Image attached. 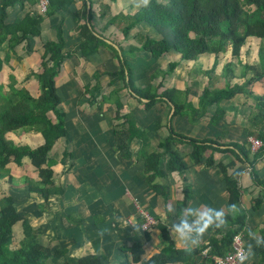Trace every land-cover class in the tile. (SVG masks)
Returning a JSON list of instances; mask_svg holds the SVG:
<instances>
[{
  "label": "crops",
  "instance_id": "0c3cea01",
  "mask_svg": "<svg viewBox=\"0 0 264 264\" xmlns=\"http://www.w3.org/2000/svg\"><path fill=\"white\" fill-rule=\"evenodd\" d=\"M146 1L91 0V21L87 24L93 27L95 35L99 36L104 44L98 52L86 58L79 54L78 43L81 36L73 24V16L79 12L82 4L80 0H73L66 10H57L51 16L45 17L38 26L39 36L29 39L28 50L25 41L10 49L9 37L2 44L0 59L3 61V68L0 72V85L8 84L9 76H13L17 88L23 87L35 97L40 95V88L32 74L41 73L43 45L56 41L57 26L61 28L63 39L61 52L69 54L62 61L59 75L54 80L64 115L66 137L59 139L49 152V156L57 161L53 170L64 188V193L52 196L48 211L40 214L36 207L41 201L38 197H30L23 185L9 188L8 191L14 195L17 203L23 202L18 206L27 211L22 210L23 214L26 213L24 216L28 218L31 228L40 233V242L52 249L67 251L65 255L53 258L47 264H63L66 261L74 264L77 258L94 253L107 256L103 264H118L123 258V254L118 250L120 246L141 243L144 250L142 259L158 253L162 248L157 228L153 227L148 232L142 230L143 222L137 214V206H140L138 201L156 219L157 225L170 230L177 248L207 245L210 229L217 227L226 231L224 218L230 213V209L224 177L233 175L237 178L241 190V207L246 213L245 227L236 235H240L245 241L247 264H264V261H259L256 252L260 233L264 231V189L253 182L248 164L229 152L211 150L205 151L201 163L194 164L190 159L192 148L189 145L174 146L173 149L182 157L187 170L185 179L175 172L166 174L171 196L165 203L161 196L156 195L147 186L144 164L136 160L141 141H132L129 158L120 157L116 152L114 125L118 123L115 121L118 100L124 104L122 114L132 113L137 127L148 133L150 144L155 149L159 141L167 136L170 120V112L167 115L163 102H156L150 110H144L143 104L130 95L123 81L112 75L120 70L119 56L128 62L133 82L137 87H145L156 71L166 72L169 64L176 62L174 71L163 80V88L177 91L175 98L193 107L199 106L204 87L215 89L222 88L227 83H243L253 74V71L248 69H245L243 74V66L258 65L257 59L252 62L254 57L251 56L256 58V46H252L251 41L242 49L239 62L232 60L230 51H226L219 55L214 68L215 58L210 54L199 56L197 61L187 62L181 61L180 55L174 51L168 52L160 59H154L144 52L130 57L128 48L139 45L138 37L157 36L145 24L135 25L127 36L124 34L127 26L124 15L136 12ZM25 15L31 18L43 16L39 13L37 0H24L22 5L15 3L7 7L5 23L12 24L23 19ZM115 18L116 22L112 24L111 21ZM86 20L88 21L87 12ZM5 57L7 62L4 61ZM230 61L233 66L227 71L230 68L226 70L225 65ZM237 66L239 69H236ZM98 75L99 79L95 80ZM160 79L154 78L153 85ZM94 83H99L98 90L91 88ZM86 87L88 90L83 91ZM247 87L252 95L236 93L231 98L220 100L219 106L225 115L217 125H212L209 121L216 110V105L212 104L206 108L205 114L197 124L191 125L188 122L190 115L180 114L174 116L172 127L193 139H214L219 143H248L250 137L257 138L259 133H262L263 140L259 138L264 146V125H249V117L255 104L253 95L264 93V80H250ZM115 89L118 92L112 93ZM262 115L264 116V112ZM7 139L31 148L43 143L39 133L23 129L9 132ZM65 148L72 155V167L68 171L65 170L66 165L59 162ZM210 156L213 164L206 166L205 161ZM24 162V166H30L27 161ZM11 165L13 164L9 166ZM253 169L264 182V156L253 165ZM12 176L15 178L14 174ZM186 187L190 188L191 198L181 215H178L177 204L182 201ZM256 199H261V203L254 211L253 204ZM67 216H70V222L66 221ZM77 219H80L81 223L75 226L73 223ZM197 230H201L200 234ZM17 232L19 238V228ZM146 235L149 236L148 241L145 240ZM216 238L220 239L219 236ZM209 250V247L205 248L195 259V263L204 261Z\"/></svg>",
  "mask_w": 264,
  "mask_h": 264
},
{
  "label": "trees",
  "instance_id": "16d2710c",
  "mask_svg": "<svg viewBox=\"0 0 264 264\" xmlns=\"http://www.w3.org/2000/svg\"><path fill=\"white\" fill-rule=\"evenodd\" d=\"M24 0H0V47L8 39L9 48L26 42L29 48V39L39 36L38 26L45 17H49L57 10H66L73 0H49L47 11L43 16L25 15L23 19L16 20L12 24L5 23L7 7L18 3L22 5ZM82 1L79 12L73 16L74 29L79 32L81 41L78 43V51L82 58L98 52L104 41L95 35L93 27L87 23L91 21V11L86 20V2ZM91 1V0H90ZM127 26L124 34L138 24L150 27L156 37H138V46H130L128 55L133 57L138 52L149 54L154 59H160L170 51L180 55L181 61H197L203 54L214 55L213 68L216 66L220 54L230 51L232 60L239 62L242 49L248 42H257L256 59L258 65H244L245 69L252 70L250 79L243 83H227L222 88L210 89L204 87L199 106L179 102L175 98L177 91L163 88V80L170 75L177 66L176 62L170 63L166 72L156 71L145 87H137L132 79L131 68L124 57L119 56L120 70L112 75L124 83L132 97L143 104L148 111L156 102H163L170 112L169 102L174 105L167 136L160 140L156 149L150 144L148 133L140 130L132 113L122 114L124 104L118 100L117 114L114 125L115 149L120 157L129 158L131 143L134 139L141 141V147L136 160L144 164L145 181L148 187L165 203L170 200L171 190L166 183L167 173H177L185 179L187 170L182 157L173 147L187 144L192 148L190 159L194 164L202 161L205 151L229 152L234 154L241 162L249 165L253 182L264 189V182L257 176L253 165L264 156V146L256 151H251L250 144L243 143H219L214 139H193L174 131L171 121L176 115H190L192 122H199L209 105L215 104L216 110L210 118L212 125H217L224 119V111L219 106L222 99L233 97L236 93H250L248 81L264 80V0H147L138 10L132 14L124 15ZM81 21V23H79ZM116 22V18L111 21ZM109 22V24H111ZM251 44V43H250ZM63 39L60 26L56 27V41L46 42L43 45L44 53L40 64L41 73L32 75L37 80L40 95L31 96L25 88H17L13 76H9V83L0 85V264H47L49 260L66 254V250L52 249L40 242V233L31 228L28 218L18 212L16 199L9 193V188L20 186L12 176L9 165L24 166L27 161L36 172V178L25 176L21 185L30 194V197H38L40 214L46 213L49 200L52 196H60L64 193L63 186L59 183L53 166L57 161L49 156V152L55 143L66 137L63 126L64 115L61 112L60 98L55 88V77L58 76L62 61L69 56L62 53ZM26 50V51H27ZM7 62V57L4 58ZM233 63L230 61L225 69L230 71ZM3 61L0 59V72ZM95 76V80L99 79ZM160 77V81L153 85V79ZM29 78V77H28ZM98 84L91 88L98 90ZM84 90H88L86 87ZM118 92L117 89L112 93ZM111 93V94H112ZM179 93V92H178ZM252 95V94H251ZM106 98V97H105ZM105 98L103 101H105ZM142 98L146 101H142ZM255 104L249 117V125H264V93L253 95ZM107 99V98H106ZM190 111V112H189ZM19 129L35 131L43 138V143L31 148L28 145L16 144L7 139V134ZM263 140V134L258 135ZM257 137L258 139H260ZM260 139V140H261ZM261 140V142H262ZM224 146L226 148H220ZM161 150V151H159ZM72 155L65 148L60 159L61 165H66V171L72 167ZM212 156L205 161L206 166L213 164ZM67 162V163H66ZM28 165V164H27ZM225 188L229 194L228 205L230 213L225 216L227 230L220 228L210 229L209 243L195 248L180 249L175 246L170 235V230L162 225H157L160 232L159 240L162 248L158 253L142 259L143 246L137 242L131 246H120L119 252L123 258L118 264H197L195 259L202 251L209 247L207 258L199 264H213L212 256H224L230 250L232 238L245 227L246 213L241 207V190L237 178L233 175H225ZM191 198L190 188L186 187L183 199L177 204V214L181 215ZM261 199H256L253 210H257ZM140 218V217H139ZM70 222V216L66 218ZM77 219L73 225H80ZM20 229V237L17 238V230ZM201 230H197L200 234ZM256 246L259 261H264V231ZM198 236V235H197ZM217 236L220 237L217 240ZM17 241V247L12 245ZM149 240V236H145ZM105 254H86L76 260L74 264H103L106 261ZM73 261V260H72ZM66 261L63 264H69Z\"/></svg>",
  "mask_w": 264,
  "mask_h": 264
},
{
  "label": "built area",
  "instance_id": "2783aa9c",
  "mask_svg": "<svg viewBox=\"0 0 264 264\" xmlns=\"http://www.w3.org/2000/svg\"><path fill=\"white\" fill-rule=\"evenodd\" d=\"M39 13L44 15L49 5V0H37ZM251 151H256L262 145L260 139L250 137L248 139ZM139 210V209H138ZM140 219L142 220V230L148 232L156 226V220L146 210L139 212ZM213 264H247V251L245 241L240 235H235L231 240L230 250L224 256H212Z\"/></svg>",
  "mask_w": 264,
  "mask_h": 264
},
{
  "label": "rangeland",
  "instance_id": "374dc122",
  "mask_svg": "<svg viewBox=\"0 0 264 264\" xmlns=\"http://www.w3.org/2000/svg\"><path fill=\"white\" fill-rule=\"evenodd\" d=\"M251 44H252V46H256L257 45V42H250ZM251 56V55H250ZM251 57H254L253 58V60H252V62L254 63V62H256V58H255V56L253 55V56H251ZM236 69H239V66H237L236 67ZM248 86V85H247ZM248 88V87H247ZM176 116H179V114L178 115H176ZM175 116V117H176ZM175 117L172 119V123H173V121L175 120ZM134 119H135V117H134ZM188 119V122L191 124V125H195V124H197L198 122H192L189 118H187ZM174 127V126H173ZM172 127V128H173ZM175 128V127H174ZM173 128V129H174ZM174 131L175 132H177L175 129H174ZM180 132V131H179ZM179 132H177V133H179ZM179 134H182V133H179ZM183 135V134H182ZM186 136V135H185ZM188 137V136H187ZM191 138V137H190ZM9 168H10V172H12V175L14 174L15 175V181L18 183V184H21V181H22V179L25 177V176H28V177H32V178H36V172L30 167V166H23V167H16L15 165H11V166H9ZM21 186V185H20ZM148 186V185H147ZM138 201V200H137ZM139 202V207L137 206V214H138V217H140V215H139V212H141V210H144L145 211V209H144V207H143V205L140 203V201H138ZM23 202H18L16 205L18 206L19 204H22ZM136 205H137V203H136ZM36 209H38V207H36ZM139 209V210H138ZM18 210H19V213H21V214H23L24 213V211H22V210H25V209H23V207H20V206H18ZM25 212H27L26 210H25ZM148 212V211H147ZM23 215H26V213L25 214H23ZM156 220V219H155ZM156 226H157V221H156ZM156 226H155V228H156ZM13 247H17V241L15 240V242L13 243V245H12V248Z\"/></svg>",
  "mask_w": 264,
  "mask_h": 264
},
{
  "label": "water",
  "instance_id": "95a60500",
  "mask_svg": "<svg viewBox=\"0 0 264 264\" xmlns=\"http://www.w3.org/2000/svg\"><path fill=\"white\" fill-rule=\"evenodd\" d=\"M85 1H86V12H87V15H88V13L90 11L91 4H90V1L89 0H85ZM142 100L144 101L145 99H142ZM169 104L171 106V111H170V114H169V117L168 118L170 119V117L174 113V106H173V104L171 102H169Z\"/></svg>",
  "mask_w": 264,
  "mask_h": 264
}]
</instances>
